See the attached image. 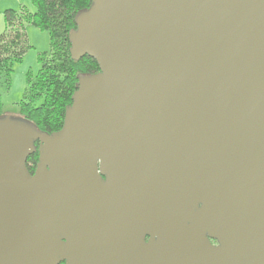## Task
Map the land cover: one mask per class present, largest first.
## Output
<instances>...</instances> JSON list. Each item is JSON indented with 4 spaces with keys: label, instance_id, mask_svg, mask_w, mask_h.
<instances>
[{
    "label": "water",
    "instance_id": "95a60500",
    "mask_svg": "<svg viewBox=\"0 0 264 264\" xmlns=\"http://www.w3.org/2000/svg\"><path fill=\"white\" fill-rule=\"evenodd\" d=\"M90 1L61 128L0 116V264H264V0Z\"/></svg>",
    "mask_w": 264,
    "mask_h": 264
},
{
    "label": "trees",
    "instance_id": "16d2710c",
    "mask_svg": "<svg viewBox=\"0 0 264 264\" xmlns=\"http://www.w3.org/2000/svg\"><path fill=\"white\" fill-rule=\"evenodd\" d=\"M33 12L4 11L6 29L0 34V79L7 85L13 66L19 63L30 48L24 23L34 25L49 35L50 50L38 55L39 69L31 78L19 103V116L38 130L52 133L61 128L64 110L70 104L77 77L98 71L95 61L83 56L78 60L69 55V33L75 29L78 12L90 6V0H31ZM4 115L0 98V116ZM37 152L27 158L26 165L34 164Z\"/></svg>",
    "mask_w": 264,
    "mask_h": 264
},
{
    "label": "rangeland",
    "instance_id": "374dc122",
    "mask_svg": "<svg viewBox=\"0 0 264 264\" xmlns=\"http://www.w3.org/2000/svg\"><path fill=\"white\" fill-rule=\"evenodd\" d=\"M5 10L33 12L34 7L31 0H0V34L6 29L3 14ZM23 28L30 48L25 51L21 61L13 66L7 85L0 79V98L3 112L11 118L20 117L19 103L27 88V76L33 78L40 67L38 55L48 53L50 50L47 31H42L27 23H24Z\"/></svg>",
    "mask_w": 264,
    "mask_h": 264
},
{
    "label": "flooded vegetation",
    "instance_id": "af4514ba",
    "mask_svg": "<svg viewBox=\"0 0 264 264\" xmlns=\"http://www.w3.org/2000/svg\"><path fill=\"white\" fill-rule=\"evenodd\" d=\"M36 162H37V160H36ZM36 162L34 164V168L32 167V164H28L27 169H28V171H29L30 174H32L34 172ZM211 243H213V244L216 245V242L215 241H211ZM64 263H65V261H61L60 264H64Z\"/></svg>",
    "mask_w": 264,
    "mask_h": 264
}]
</instances>
